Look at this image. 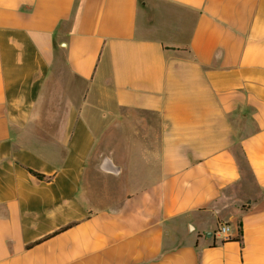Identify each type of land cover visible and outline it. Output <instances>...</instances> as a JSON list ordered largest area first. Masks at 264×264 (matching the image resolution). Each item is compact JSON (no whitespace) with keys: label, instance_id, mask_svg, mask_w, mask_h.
Instances as JSON below:
<instances>
[{"label":"crops","instance_id":"1","mask_svg":"<svg viewBox=\"0 0 264 264\" xmlns=\"http://www.w3.org/2000/svg\"><path fill=\"white\" fill-rule=\"evenodd\" d=\"M0 264H264V0H0Z\"/></svg>","mask_w":264,"mask_h":264},{"label":"rangeland","instance_id":"2","mask_svg":"<svg viewBox=\"0 0 264 264\" xmlns=\"http://www.w3.org/2000/svg\"><path fill=\"white\" fill-rule=\"evenodd\" d=\"M54 93H55V95L52 97V102H54V99H56V98L61 99V100L63 99V93H61V88L60 87L59 88H55ZM60 113H61V111H59V110H55V112L52 111L53 115H59Z\"/></svg>","mask_w":264,"mask_h":264},{"label":"trees","instance_id":"3","mask_svg":"<svg viewBox=\"0 0 264 264\" xmlns=\"http://www.w3.org/2000/svg\"><path fill=\"white\" fill-rule=\"evenodd\" d=\"M29 171H30L32 174H34L35 176H37L38 178H41V179L46 178L45 175H43V174H41V173H38V172H36V171H34V170L29 169ZM234 239H237V240H239V241H242V225H241V223H239V235H238L236 238H234Z\"/></svg>","mask_w":264,"mask_h":264},{"label":"water","instance_id":"4","mask_svg":"<svg viewBox=\"0 0 264 264\" xmlns=\"http://www.w3.org/2000/svg\"><path fill=\"white\" fill-rule=\"evenodd\" d=\"M100 168L104 169V170H111L114 172H118L119 169L117 167H115L110 160H105V162L100 165ZM210 232H207V234H209Z\"/></svg>","mask_w":264,"mask_h":264},{"label":"built area","instance_id":"5","mask_svg":"<svg viewBox=\"0 0 264 264\" xmlns=\"http://www.w3.org/2000/svg\"><path fill=\"white\" fill-rule=\"evenodd\" d=\"M229 230H230V227H229V225H227V224H222V225L220 226V228H219V232H220L221 234L225 235L227 238H229V237H228Z\"/></svg>","mask_w":264,"mask_h":264}]
</instances>
